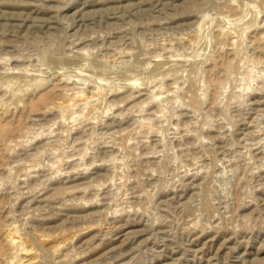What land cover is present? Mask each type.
<instances>
[{
    "label": "rangeland",
    "instance_id": "obj_1",
    "mask_svg": "<svg viewBox=\"0 0 264 264\" xmlns=\"http://www.w3.org/2000/svg\"><path fill=\"white\" fill-rule=\"evenodd\" d=\"M262 3L0 0V264H264Z\"/></svg>",
    "mask_w": 264,
    "mask_h": 264
},
{
    "label": "bare ground",
    "instance_id": "obj_2",
    "mask_svg": "<svg viewBox=\"0 0 264 264\" xmlns=\"http://www.w3.org/2000/svg\"><path fill=\"white\" fill-rule=\"evenodd\" d=\"M262 4H264V0H263V3ZM15 81V80H14ZM251 83V82H250ZM249 84V83H248ZM251 86V85H250ZM247 89L249 88V87H246ZM95 93L94 92H92V94H90V95H88V94H84V92L82 93V91L80 92V91H77V92H73V93H68L67 95H68V98H67V100H64V101H61V102H58V104H59V106L60 105H62V107H63V105L66 107L67 105L69 106L68 108H71L70 107V105L71 104H73V102H76V101H80L81 102V100H82V102L83 101H88V100H90V98L89 99H87L88 97H90V96H92V95H94ZM87 99V100H86ZM91 101V100H90ZM89 101V102H90ZM79 102V103H80ZM69 103H71L70 105H69ZM77 103V102H76ZM73 109V108H72ZM5 132H7V130H6V128L4 127V126H2V128H1V131H0V139L3 137V136H5V135H7V133L5 134ZM5 134V135H4ZM4 138V137H3ZM5 139V138H4ZM3 139V140H4ZM2 140V139H1ZM113 148V147H112ZM8 229V228H7ZM14 231H15V229H9V231H6V233H4L3 235H4V239L8 242V244H10L11 246H13L12 248L13 249H15L14 251H15V254H16V256H15V254H14V256H11V257H9L6 261H7V263H11L12 262V260H13V258L14 257H17V255H20L19 257H21V256H23V257H25V256H27L26 258L27 259H25L26 261H27V264H36V262H35V257H36V253H35V251L33 250V247L31 246H29V247H27V245H23V243H22V245H21V241L18 239V237L15 235L16 233H14ZM6 242V243H7ZM56 247H58V246H56ZM23 259V258H22ZM15 260V259H14ZM35 262V263H34ZM14 263V262H13ZM15 264H16V262H15Z\"/></svg>",
    "mask_w": 264,
    "mask_h": 264
}]
</instances>
